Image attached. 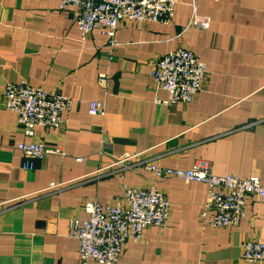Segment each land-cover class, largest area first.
Returning a JSON list of instances; mask_svg holds the SVG:
<instances>
[{
  "label": "crops",
  "instance_id": "crops-1",
  "mask_svg": "<svg viewBox=\"0 0 264 264\" xmlns=\"http://www.w3.org/2000/svg\"><path fill=\"white\" fill-rule=\"evenodd\" d=\"M77 14L59 0H0V264H81L70 221L88 218V201L115 206L124 186L156 188L171 211L164 230L149 227L140 242H126L118 264H251L242 245L264 242V201L247 197L238 227L214 228L200 221L205 185L117 162L203 163L216 176L257 177L264 186V0H180L170 24L121 22L114 50L100 30L83 40ZM194 14L210 19L208 30L188 28ZM180 48L207 73L192 103L166 106L152 65ZM21 82L72 100L61 129L25 136L3 105L6 86ZM96 101L105 116L89 114ZM19 143L61 146L66 156L31 160Z\"/></svg>",
  "mask_w": 264,
  "mask_h": 264
},
{
  "label": "built area",
  "instance_id": "built-area-1",
  "mask_svg": "<svg viewBox=\"0 0 264 264\" xmlns=\"http://www.w3.org/2000/svg\"><path fill=\"white\" fill-rule=\"evenodd\" d=\"M60 9L77 10V26L83 40L95 30L108 38L114 50L119 43L116 31L119 24L129 21L142 25L145 22L170 24L175 17L180 0H59ZM210 19L194 14L188 28L206 31ZM206 64L190 50L177 49L164 55L152 65L151 79L157 89L168 94L158 103L170 106L176 103L190 104L202 91L206 77ZM99 85L107 89L109 80L99 75ZM4 107L17 115L18 124L24 128L25 136L33 138L37 128L61 129L63 115L70 111L73 102L58 92L34 88L26 82L9 84L3 94ZM91 116H105L104 106L92 102ZM17 150L31 160H42L48 156H66L61 146L47 147L42 143H19ZM132 156L119 160L123 170L140 168L152 173L157 180L171 178L185 183H200L207 187V198L200 214L203 225L214 228L238 227L245 217L246 199L249 196L264 201V186L257 177L242 179L236 175L216 176L210 168L198 163L190 170L161 168L155 163L130 162ZM78 162L83 161L78 159ZM34 164L27 162L24 170H32ZM52 183L50 188H60ZM88 218L71 220L70 235L79 242L81 264H118L123 246L128 241L140 242L149 227L164 230L168 225L171 203L156 188L135 189L124 186V196L115 206H104L96 201L84 205ZM241 259L246 263L264 262V242L247 241L242 245Z\"/></svg>",
  "mask_w": 264,
  "mask_h": 264
}]
</instances>
